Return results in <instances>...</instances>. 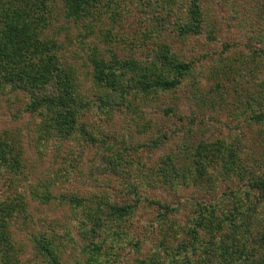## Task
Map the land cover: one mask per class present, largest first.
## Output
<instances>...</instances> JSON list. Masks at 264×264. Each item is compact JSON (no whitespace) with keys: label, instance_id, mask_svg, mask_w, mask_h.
Listing matches in <instances>:
<instances>
[{"label":"trees","instance_id":"trees-1","mask_svg":"<svg viewBox=\"0 0 264 264\" xmlns=\"http://www.w3.org/2000/svg\"><path fill=\"white\" fill-rule=\"evenodd\" d=\"M136 1L142 10L151 7L155 22L152 27L160 28L155 32H162L172 8L151 0ZM127 6L119 0H0V94H18L9 102H21L20 110L33 116L35 122L31 124L39 150L49 140L71 143L80 137L84 141L82 148L92 146L98 138L85 121L89 111H99L106 119L123 109L135 115L142 112L138 101L141 97L152 91L175 88L190 70L189 63L180 61L162 43L145 59L135 57L132 52L120 56L109 47L100 51L94 38L96 24L102 28L98 22L101 15L106 12L110 22H114ZM185 18L176 25L180 35L201 32L200 0H188ZM71 27L78 29L75 35L81 36L80 43L84 44L92 65V98L82 90L74 63L63 57L73 41ZM62 31H66L65 40L59 37ZM152 33L146 29L138 37L150 40ZM112 36L111 29L102 33L104 41ZM133 48L140 50L142 45L133 42L131 51ZM261 80L257 96L260 100L264 99V78ZM252 102L248 103L253 112L250 119L263 125L264 107L255 98ZM11 132L7 129L0 134V188L4 187L0 194L6 192L0 199V264H100L101 258L118 264L116 253L121 236L113 223L134 213L140 200L136 194L138 184L128 180L129 168L125 169L123 164H129L125 158L120 164V152L114 151L111 144L104 145L99 156L107 161L103 166L107 164L118 171L117 178L125 182L123 188L135 195L134 202L118 204L102 193L99 197L84 191L57 196L51 191L50 181L29 183L30 168L22 161L23 151L15 145ZM240 141L233 139L230 144L220 139L215 141L218 153H212L207 144L200 143L194 150L193 161L201 174L215 155L220 157L219 174L225 180L244 183L243 197L236 195L238 191H230L227 195L231 196V206L225 204L229 200L227 196L218 205L196 200L193 215L186 216L185 224L170 219L174 211L170 206L152 199L162 210L159 220L165 224L164 235L155 244L154 252L140 255L138 264H264V170L255 169L258 162L248 164L239 157ZM152 143L155 146L154 140ZM74 148L71 145L69 150L72 160L64 161L66 169L79 165L80 154ZM164 164L158 168V180L145 184L156 188L159 184H172L176 179L186 182L187 169L175 166L169 157ZM19 180L28 184L32 200L41 204L57 201L69 209V218L77 223L78 237L72 233V220L45 216L35 219L24 194L17 189L7 191Z\"/></svg>","mask_w":264,"mask_h":264},{"label":"rangeland","instance_id":"rangeland-1","mask_svg":"<svg viewBox=\"0 0 264 264\" xmlns=\"http://www.w3.org/2000/svg\"><path fill=\"white\" fill-rule=\"evenodd\" d=\"M119 2L127 4L128 9L124 7L114 22H110L108 14L103 12L98 20L102 28L95 26L94 39L100 51L109 47L120 56L132 52L135 57L145 59L153 54V48L165 44L175 57L190 64V70L181 78L180 84L172 89L143 94L138 100L142 112L135 115L125 113L126 109H123L106 119L99 111H89L85 121L98 138L92 146L82 148L84 141L81 137L74 139V143L49 140L42 151L38 149V139L31 124L35 122L33 116L20 110L23 107L21 102H9L18 94L7 92L0 94V134L12 130L9 135L15 138V145L23 151L22 161L30 168L29 183L50 181L51 191L57 196L83 194L84 191L87 195L91 193L99 197L102 193L118 204L132 203L135 195L123 188L125 182L117 178L118 171L112 170L110 165L103 166L107 161L99 157L107 144L119 151V163L123 158L128 162L129 165H123L125 169L129 168L128 180L138 184L136 194L140 200L134 213L113 223V228L119 230L121 236L117 263L138 264L140 255L143 257L154 252L155 244L164 235L165 224L159 220L162 210L151 202L152 199L170 206L174 210L170 219L185 224L186 216L193 215L196 200L203 199L200 203L206 205H218L227 196L229 200L225 204L231 206V196L227 195L230 191H238L236 195L243 197L244 183L225 180L219 174L222 161L217 155L199 174L193 153L200 143L207 144L213 153L218 149L215 141L220 139L230 144L233 139H240L239 157L248 164L258 162L255 169L264 170V124L259 126L250 119L253 112L248 104H253L252 98H255L264 107V99L257 97L261 90L259 82L264 78V0H200L203 11L201 32L186 36L179 34L176 25L186 19L188 0H151L172 8L166 16V27L159 33L155 30L160 28L152 27L155 22L150 6L146 5L149 8L142 10L136 0ZM160 11L165 15L163 10ZM109 29L113 36L104 41L102 33L104 35ZM146 29L154 31L150 40L138 37ZM77 30L76 27L69 30L74 35L71 36L73 41L68 40L71 44L63 57L74 63L82 90L92 98V65L84 44L80 43L81 36L75 35ZM65 34L66 31H62L59 37L65 40ZM133 42L141 44L142 48L131 51ZM152 140L156 142L155 146ZM71 145L80 154L79 165L66 169L64 161L73 157L69 152ZM168 157L173 159L175 166L187 169L184 171L186 182L176 179L172 184L150 188L145 183L158 180V168L165 165ZM64 173L66 175L62 177ZM108 182L111 187L107 186ZM12 189L24 194L35 219L45 216L72 220V233L78 237L77 223L69 218V209L57 201L41 204L32 200L25 180H19L7 191ZM5 194H0V199ZM99 262L114 264V260L103 258Z\"/></svg>","mask_w":264,"mask_h":264}]
</instances>
